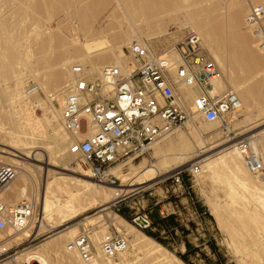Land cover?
Listing matches in <instances>:
<instances>
[{
	"label": "bare ground",
	"instance_id": "6f19581e",
	"mask_svg": "<svg viewBox=\"0 0 264 264\" xmlns=\"http://www.w3.org/2000/svg\"><path fill=\"white\" fill-rule=\"evenodd\" d=\"M250 1L264 5V0H229L227 2H218V0H1L0 103L2 106L0 111V130L2 129L5 134L4 137L8 138V140L5 141V146L9 150H4L2 148L0 153L7 154L12 158L0 154V163H2L0 165L11 167L15 172V179L10 191L5 194L4 200L7 205L15 206L18 205L21 200L32 201V199H34L33 201H35V204H37V206L39 204L40 206V226L38 231L48 230L49 226H52V230L55 231V234L37 247L35 251H28L19 256L16 255L13 257L12 261H6L5 264H18L20 260H26L27 258H31L36 264L37 262L40 264H56L52 255L58 258L61 253V246L64 245H66V253H64L63 256L65 264H79L77 263L74 252L69 248V244L75 241L73 238L77 236L79 228L77 226H69L66 228V226L76 218L86 214L90 209L95 208L98 203L106 202L109 196L112 195L115 198L114 200H116L119 198L120 194L127 192L126 189L115 190V188L95 183L80 161L77 162L76 169L71 170L67 167L60 169V171L71 172L77 175L78 178H75L76 176H62L58 178L57 174L62 173L57 170L58 172L54 171L55 174H52L53 171L47 169V166L53 167L51 163L45 164L46 167H38V170H40V172L42 171L43 179L39 181L38 187L34 186V188L30 190L28 183L30 181L34 184L35 179L31 176L32 174H29L31 170L27 169V166L31 165L27 162L29 160V154L27 156L26 153L28 151L24 148L32 144L34 141H32L34 138L33 136L40 133L39 129L41 130V128H44L43 121H39L33 112V107L40 108L41 105H37L33 102V98L39 95L41 91L50 104L53 105V101L57 100L60 103L61 109L58 111L54 106L53 108L61 122L66 90L73 80L72 71L74 66H83L89 77L100 76L102 69L108 65L118 66L124 70L127 66V56L124 49L130 47L134 42L148 44V41L146 42L144 37L148 40H152L168 36L170 34V31L167 30L169 24L176 25L179 30H184L187 26H193L200 34L203 47L209 51L221 70V81H219L217 90L219 92L232 90L237 93L242 100V111L231 120L233 130L237 131L236 129L243 124L242 116L244 115L246 107L253 99V94L250 88L245 89V87H241L238 80L233 78L231 66L228 64L229 59L224 53V44L227 41L225 38L227 39L226 34L228 32L225 31L223 35V26L226 27L224 29L229 27L228 30L230 29L231 31L229 35L231 38L229 40L233 39L234 45H236V43L241 45L242 53H244L242 58L245 59L241 62L245 63V65H249H246L249 71L256 70L261 63L263 64L264 55L261 54L264 53H257L254 51L252 40L250 41L249 38L241 35L239 32L240 19H243L244 13L247 12L246 7L249 6ZM73 8H76L75 13L72 11ZM110 8L112 9L111 14L107 16L108 18L105 20L104 25L99 27L98 31H95L93 23L98 22ZM59 14L66 19L65 21L69 25L67 27L65 22V27H57L56 29L58 32H55L52 21ZM27 19H30L33 24L32 26L42 25V28H45V32L48 31L47 34H43L44 32L42 33L41 31L36 34V36L40 37V41L37 40L39 43L37 47H35L37 51H32L30 48L27 50L28 46L26 47V52L25 50H21L23 48L22 44L25 43L26 46V42H28V39L31 37V35H29L30 37H27V41L23 42L29 34L28 32H30V30L28 31L26 28H23V24ZM136 23H141V26H137ZM126 24L129 28L123 29L126 27ZM114 25L120 29L112 33L116 30V28L114 29L113 27ZM28 28L31 27L29 26ZM248 30L252 32L253 36H256L252 30ZM108 33L110 36L107 35ZM102 35L104 38L106 37V43L102 47L98 44L93 45V42L98 40V37H103ZM36 36L35 38L37 39ZM226 43L228 44V42ZM239 45L236 46L241 48ZM258 49L260 52H264V49L259 47ZM22 51L27 53V58L35 56L34 52H37L39 55L38 60L41 63L40 65H42L43 68L45 67V70H43L44 73L39 72L35 74V72H30L29 76L28 74H24V70L19 69V67L22 66L26 67L24 53ZM50 51L56 54V58L52 63H50L49 60V53H52ZM235 60L234 64L236 62ZM241 62H238L237 65L239 68L241 67ZM244 67L243 65V68ZM29 78L38 83L36 94L31 95L28 90H24ZM67 82L68 84H66ZM63 84L64 87L60 88ZM8 102H11V109L13 108L12 110L16 113V117L14 115L16 120L10 119L9 122L7 120L9 119L7 115L9 116L10 113L13 112L8 109L9 107H6V103ZM45 122L49 124L51 120L47 119ZM204 124H207L208 127L194 126V130L197 133H194L193 136L200 146L207 144L201 132L214 134L219 133L221 130V125L219 123ZM11 134L23 135L26 141L19 140L18 137H10ZM241 134L243 133L241 132ZM173 135L174 133L163 139L164 141L167 140L165 146L167 149L160 147V142L154 146L155 154L159 159L157 164L146 165L144 162L141 167L137 168L131 166L130 169L126 171H123V167L120 168L119 174L122 173L120 178L124 181L129 180L131 182L127 187L139 186L140 189H147L152 186L153 182L166 174H170L183 166L190 165L198 159H203L199 160L203 168L199 177H210L228 172L231 174L233 182L238 186L247 190H254L257 193H263L264 195V189L261 188L264 181L261 182L251 179L253 175H251L245 167L236 147L231 145L232 143L226 144L224 142L223 145L229 146V148L217 155L212 153L198 154L194 151L195 149L188 142V138L184 133ZM47 137L58 149L60 141L57 134L47 133ZM252 137L255 138V136ZM14 139H16L15 142ZM254 145L259 152H261L259 145H262V143L254 141ZM55 151L52 152V155ZM187 155L190 156L188 157ZM192 155L194 157H192ZM74 158L77 157L74 156ZM65 164L66 163H64V165ZM34 167H36V165H34ZM87 173L91 181L88 179ZM216 179L223 180L220 177H216ZM60 181H63L64 184H61L62 182ZM226 181L229 182L230 180L226 179ZM120 188L126 187L122 186ZM57 189L63 190L67 199L56 196L55 193ZM63 193H61V195ZM211 209L214 213L215 209L213 207H211ZM105 212L106 210H102L99 214ZM107 214L108 213H106V215ZM35 219L26 230L12 236L9 241H6V247L10 248L15 245L13 244L14 241H21V238L31 235L34 229ZM100 219L101 216L88 221L87 224L94 226L96 223L98 224L97 221ZM216 221L219 226L223 225L220 217H217ZM120 222H122L123 227H125V231L120 228H118V231L120 233H125V235L129 237L128 250H132V253L127 250L118 256L121 260L120 264H133V261L140 260L139 255L141 254L151 259L156 264H174V261L183 264L175 257H171L172 255H168L170 253H168L163 246L155 242V240L137 231L132 225L124 222V220H120ZM103 231L104 230H102V232ZM95 239L100 246L102 239L101 236H99V232H95ZM70 240L71 242L69 244H65ZM99 255L100 258L103 259L101 251ZM106 264L116 263L114 260H109Z\"/></svg>",
	"mask_w": 264,
	"mask_h": 264
},
{
	"label": "built area",
	"instance_id": "2783aa9c",
	"mask_svg": "<svg viewBox=\"0 0 264 264\" xmlns=\"http://www.w3.org/2000/svg\"><path fill=\"white\" fill-rule=\"evenodd\" d=\"M245 26L256 34L257 46L264 49L263 4L250 1ZM124 50L126 69L108 65L100 76L89 77L83 66H74L73 80L66 90L61 125L70 140L69 154L79 159L95 183L122 187L121 167L149 156L153 147L173 131L201 123H219L225 143L236 147L250 174L263 176L264 156L254 145V137L241 135L231 124L232 118L242 111V100L232 90H217L221 70L193 26H187L182 38L162 52H155L141 42H134ZM27 90L31 95L37 93L34 85H28ZM202 171L197 160L161 181L167 195L175 201L159 209L158 219L166 221L173 217L178 224L174 228L176 233L190 231V226L206 215L205 211H199L193 193V179ZM14 179V170L0 165V264L12 261L20 246L28 242L11 248L5 243L26 230L38 210L33 200L15 206L5 203V194ZM150 190L139 186L128 189L114 201L112 210L137 230H152L155 225L152 210L136 213L127 210H134L130 203L136 196H145ZM180 198L186 199V203L178 202ZM69 248L83 264H100L99 252L86 232ZM128 249L129 238L120 232H109L100 244L106 261L117 259ZM20 264L36 262L27 258Z\"/></svg>",
	"mask_w": 264,
	"mask_h": 264
},
{
	"label": "rangeland",
	"instance_id": "374dc122",
	"mask_svg": "<svg viewBox=\"0 0 264 264\" xmlns=\"http://www.w3.org/2000/svg\"><path fill=\"white\" fill-rule=\"evenodd\" d=\"M219 1L227 2L229 0H218V2ZM246 8H247L246 11L248 12V6ZM111 10H112L111 8L107 10L104 16L100 20H98V22L93 23V28L95 29V31L96 30L98 31V28L104 25L105 20L108 18L107 16L111 14ZM72 11L73 13H75L76 8H73ZM247 12L244 13L243 19L242 18L240 19V26H239L240 31L239 32L241 35H244L247 38H249L250 41L252 40L254 51H256L257 53H264L262 51L260 52V50L258 49L256 36H253L252 32L249 31L247 28H245L246 26L244 25V20L246 18ZM65 20L66 19L61 14L57 15L53 19L52 26L55 32H58L56 29L57 27L59 28L61 26H62L61 28L65 27L64 26L66 22ZM28 25L31 28H28L29 27ZM32 25L33 24L30 21V19H27L25 23L23 24V28H26L28 31L30 30V32H28L29 34L26 36L23 42H26L27 37H30L29 35H31V37L28 39V42H26V46H25V43L22 42L23 48L21 50H25V52L29 50V48L32 51H37L35 47H37V44L39 43L37 42V40L40 41V37L36 36V34L39 31H41L42 33L44 32L43 34L48 33V31L45 32V28H42V25L41 26H32ZM65 25H67L68 27L69 24L66 22ZM136 25L140 27L141 23L140 24L136 23ZM113 27L114 29L116 28V30L113 31L112 33H115L116 31L120 29L119 27L117 28L116 25H114ZM126 28L127 29L129 28L127 24H126V27H124L123 29H126ZM224 28L226 27L223 26V35L225 34V31L228 32L226 34L227 39L225 38L228 44L226 42L224 44L225 46L224 53L225 55H227L229 59L228 64L231 66L233 78L238 80L241 87H245V89L247 88L251 89L252 94H253L252 101L264 102V63L263 64L261 63V65L259 66L260 68L258 67L256 70L249 71L248 70L249 65L246 64L248 65L246 66L245 63L241 62L242 60L243 61L245 60L242 58L243 57L242 55L244 53H242L241 45H239V43H236V45H239V47L241 48H238L236 45H234L235 43L233 44V39L229 40L231 38L229 37V35L231 34L230 29L228 30L229 27H227V29H224ZM167 30L170 31V34L168 36H164V37L156 38L152 40H148L144 37V40H146V42L148 41L147 43L152 47V49L155 52H162L170 48L174 44H176L182 38L183 33H184L183 29L179 30L178 27L173 24H169L167 27ZM107 35L110 36L109 33ZM35 36L37 37V39L35 38ZM105 43H106V37L104 38V36L103 37L100 36L98 37V40L93 42V45L98 44L100 47H102ZM240 50L241 52L239 53ZM22 52L24 53V51ZM50 52L52 53H49V60H50V63H52L53 60H55L56 58V54L53 51H50ZM207 52L209 53L208 50ZM34 53H35L34 54L35 56H30L29 58L26 57L27 53H24L26 67H23V66L19 67V69H23L25 71V72L23 71V73L28 74V76L30 75V72H35V74H38L39 72L44 73L43 70H45V67L43 68L42 65H40L41 63L38 60L39 59L38 53L37 52H34ZM261 55H264V54H261ZM210 56L212 57L211 54ZM238 57L239 59L237 60ZM233 59L234 60L236 59L235 60L236 61L235 64L237 63L236 67H235ZM238 62L239 63L241 62L240 65L242 69L241 67L239 68V66H237ZM243 65L246 68L245 67L243 68ZM29 81H27L28 83L25 86L24 90H27L28 85H34L35 87L38 86L37 85L38 83L34 81L33 79L29 78ZM66 84H68V82ZM63 87H64V84L60 88H63ZM33 102H35L37 105L38 104L41 105L40 108L33 107V112H34L35 117L39 121L40 120L41 122L43 121L42 123L44 124V128L43 129L41 128V130L39 129L40 133H37L38 135L35 134V136H33L34 138L32 139V141L33 140L34 141L33 142L31 141L32 144L24 148L26 151H28L26 153L27 156L29 154V160L27 162L31 165V166H27V169L31 170V173L29 174H32L31 176H33L35 179L34 184L30 181L29 183L27 182L29 189L32 190L34 186L38 187L39 181L43 179L42 171L40 172V170H38V167H41V166L46 167L45 164L47 163H51V165H53L54 167L53 168L52 166H47L48 170L51 169L53 171L52 174H55L54 171L56 172L59 171L60 173H62V174H57L58 178H61L62 176L63 177H73V176L75 177L76 176L75 178H78L77 175H74L71 172L62 171V170L60 171V169L64 167H67L71 170L76 169L77 162H79L78 158H74L73 155L72 156L69 155L70 140L68 136L65 134V132L63 131L60 125L61 123L60 118H58L54 110L55 108L56 110L60 111L61 109L60 108L61 106L59 105L60 103L57 100H55L53 101V105L50 104L46 96L43 93H41V91L39 92V95L33 98ZM1 106L2 105L0 103V111H1ZM11 106H12L11 102L6 103V107L7 108L9 107L8 109L13 112V113H10V115L12 114L11 116L7 115V117L9 118L7 119L8 122L10 119L16 120V118H14V115L16 117V113L12 110L13 108L11 109ZM234 118L235 117H233L232 119ZM47 119L51 120L49 124H46L45 122ZM201 126L205 128L208 127V125L204 123L197 125V127H201ZM240 127L241 125L238 128ZM219 129H220V126H219ZM47 133L57 134L59 141H60L58 145V149L56 145L53 144V142L47 137ZM172 133H174L173 136L177 135L178 133H184L186 137L188 138V142L193 146V148L195 149L194 151L197 152L198 154L212 153L214 155H217L218 153L224 152L226 149L229 148V146L223 145V143L225 142V139H224V134L221 130L219 131V135L216 134L211 137L209 136V134L201 132L203 137H207V140H206L207 144H203L201 146L194 139L193 135L194 133H197L194 130V126H191V127L188 126L187 128H184V129L175 130ZM4 135H5L4 131L1 129L0 130V148H1L0 150H2V148L4 150H9L5 146V141L8 140V138H5ZM18 135L19 134L17 135L11 134L10 137H13V138L18 137L19 140L26 141V138L23 135H22L23 137L21 135L19 136ZM218 136L220 137L219 140L217 139ZM15 141L16 139H14V142ZM165 141L162 140L159 145L160 147L167 149V147H165L167 144V140ZM53 151H55L53 154L54 156L52 155ZM261 153L264 156V148L263 150L261 149ZM1 155L12 158L8 156L7 154H1ZM187 156L189 157L190 155H187ZM192 157L194 156L192 155ZM198 160H203V159H198ZM144 162L146 163V165L157 164L159 162V159L155 154L154 147L152 151L150 152L149 156L141 158L135 162L129 163L122 169L123 171H126L130 169L131 166L138 168V167H141ZM64 163L66 164L64 165ZM34 165H36V167H34ZM121 175L122 173L119 174V176ZM167 176H169V174H166L165 176L153 182L152 186L149 187L151 188L150 192L145 194V196L139 195L134 198V200L130 203V206L134 207V210L130 208L127 209V210H130L128 212H133V213H136L138 211L143 212L144 210L146 212H150L151 210L153 211V213L151 214L153 217V222L155 223L153 229L149 230L148 232H142V231L140 232H142L149 238L155 240V242L163 246L168 251V253H170L168 255L170 256L172 255L171 257H175L176 259L180 260L181 263L183 264H219V263H223V264H264V195L263 193H257L254 190H247V189H244L243 187L238 186L235 182H233L232 180L233 178L231 174H229L228 172H226L225 174H217L215 176H210L211 178L209 176L207 177L202 176V178L201 176L200 177L198 176L195 179H193V184H194L193 193H194L195 199L199 203V206H200V208H198L199 211L201 213L202 211L203 212L205 211L206 215L201 216L199 220L196 221V224H194V226H190V231H186L184 232V234L182 233V231H180L179 233H176V232L169 231L175 228L176 223L173 225V228L172 227L168 228L169 230L166 228H163L162 226L157 225V222L159 220L158 219L159 209L164 207V205H168L170 202L174 203L175 201V199H170L169 195H167L166 193V187L164 185H161V181ZM87 177H88V173H87ZM216 177L217 178L220 177L223 180L216 179ZM226 179H229L230 181L227 182ZM251 179L262 182L264 181V174L263 176H260L258 178L251 176ZM60 182H62L61 184H64L63 181H60ZM121 184L122 186H125L126 188H115V190L116 189L128 190V189H135L138 187V186L131 187V188L127 187L128 185L131 184L129 180H126V181L122 180ZM168 187L170 188V186ZM261 188L264 189V184L261 185ZM63 192H64L63 190L57 189L55 195L58 197H63L64 199H67L66 194H64ZM61 193H63L62 194L63 196L61 195ZM114 199L115 198L112 195L109 196L106 202L98 203L95 208L90 209V211H88L86 214H83L81 217L76 218L68 226H66V228L69 226H77L79 228V232L77 236L73 239H76L81 234L86 232L87 234L90 235L93 245L95 247V250H97V252H99L100 254V248H99L100 246L96 242L95 232H99V236H101V239H102L109 232H119L118 228L125 231V227H123V224L122 222H120V220L121 221L124 220V222L128 224L130 223L127 222L125 219H122L121 216L118 217V215L112 210V205H113V202L115 201ZM177 201L185 202V199L180 198ZM21 202L22 200L19 201V203ZM157 202H160L159 206H155ZM37 207H38V210H37L36 219L34 223V229L31 235L21 238V241L16 240L13 243L15 244L13 245L15 247V246H19L22 242H25L26 240H28V242L20 246L21 250H19V254H17L18 256L28 251H35L37 247H39L41 244L47 241V239L50 236L55 234V231L52 230V226H49L48 230H44L41 232L38 231V228L40 226V217H39L40 206L39 204ZM211 207L215 209L214 213ZM102 210H106V212L103 214L102 213L99 214ZM106 213L108 214L106 215ZM100 216H101V219L97 221L98 224L96 222L94 226L87 224L88 221H91L92 219H95ZM217 217H220L222 219V222H223L222 226L218 225L216 221ZM102 230L104 231L102 232ZM122 234H125V233H122ZM70 242L71 240L68 241V243L66 242L65 244H69ZM187 246H189L190 249H187ZM65 247L66 245L61 246V249H60L61 253L59 254L60 256L58 258L52 255V258H54L53 260L55 261L56 264H65L63 260L64 253H66ZM128 251L132 253L131 249ZM188 251H191V253L188 254ZM74 254H75V258L77 259V263L82 264L78 254L75 252ZM185 255L187 256L186 260H183L182 257ZM139 257H140V260L133 261V264H156L151 259L144 257L143 254L139 255ZM23 260H20L19 264ZM114 261L116 264L121 263L120 258H117ZM107 262L102 258L100 260V264H106ZM174 264H179V263L177 261H174Z\"/></svg>",
	"mask_w": 264,
	"mask_h": 264
},
{
	"label": "crops",
	"instance_id": "0c3cea01",
	"mask_svg": "<svg viewBox=\"0 0 264 264\" xmlns=\"http://www.w3.org/2000/svg\"><path fill=\"white\" fill-rule=\"evenodd\" d=\"M247 111V112H246ZM242 122L240 128L237 131L241 135L245 136H255V142L258 141L262 143L260 146L263 150L264 148V102L252 101L246 107L244 115L242 116ZM182 203H186L183 201ZM204 251V250H203Z\"/></svg>",
	"mask_w": 264,
	"mask_h": 264
},
{
	"label": "trees",
	"instance_id": "16d2710c",
	"mask_svg": "<svg viewBox=\"0 0 264 264\" xmlns=\"http://www.w3.org/2000/svg\"><path fill=\"white\" fill-rule=\"evenodd\" d=\"M199 208H200V206H199ZM201 211H202V209H201ZM203 212V211H202ZM176 222H175V220H174V218L173 217H170L168 220H166V221H160V220H158V222H157V225H159V226H162L163 228H166V229H168V228H170V227H172L173 228V225L175 224ZM178 226V224L176 223V225H175V227H177ZM169 230V229H168ZM181 230V229H180ZM169 231H171V232H175L174 231V228L173 229H171V230H169ZM181 231H183V232H186V230H181ZM184 234V233H183ZM187 249H190V247L189 246H187ZM191 253V251H188V254H190ZM186 255L185 256H183L182 257V259L183 260H186ZM219 264H223V263H219Z\"/></svg>",
	"mask_w": 264,
	"mask_h": 264
},
{
	"label": "flooded vegetation",
	"instance_id": "af4514ba",
	"mask_svg": "<svg viewBox=\"0 0 264 264\" xmlns=\"http://www.w3.org/2000/svg\"><path fill=\"white\" fill-rule=\"evenodd\" d=\"M216 134H218L219 135V133H214V134H209V136L211 137V136H213V135H216ZM219 136L217 137V139L219 140ZM205 139L207 140V137H205Z\"/></svg>",
	"mask_w": 264,
	"mask_h": 264
}]
</instances>
